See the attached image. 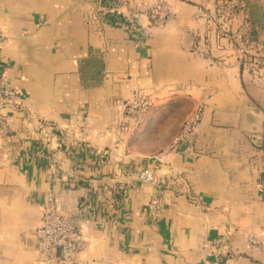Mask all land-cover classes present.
Masks as SVG:
<instances>
[{"label":"crops","instance_id":"crops-1","mask_svg":"<svg viewBox=\"0 0 264 264\" xmlns=\"http://www.w3.org/2000/svg\"><path fill=\"white\" fill-rule=\"evenodd\" d=\"M153 0H0V47L24 109L0 125V264H47L35 228L55 166L61 205L84 221L80 264H208L207 240L231 234L228 264H264V84L243 74L225 40L196 49L205 31L194 16L204 0H177L176 14L135 40L132 11ZM216 57L224 58L217 61ZM133 95L152 98L140 120ZM202 114L190 144L171 149L182 123ZM86 114L91 127L69 124ZM157 156L162 161L158 162ZM156 167L166 185L137 178ZM157 205L152 214L153 205Z\"/></svg>","mask_w":264,"mask_h":264},{"label":"built area","instance_id":"built-area-1","mask_svg":"<svg viewBox=\"0 0 264 264\" xmlns=\"http://www.w3.org/2000/svg\"><path fill=\"white\" fill-rule=\"evenodd\" d=\"M104 5L109 9L128 5V0H105ZM177 0H153L148 5L132 11V19L127 23L130 34L135 40H142L147 34V28L163 25L176 14ZM194 16L202 22L205 31L200 37L196 49L205 57L211 55V37L215 36L225 40L230 55L234 56L243 74L256 83L264 84V39L254 33L251 19L244 11L239 0H204L196 3ZM6 40L0 28V47ZM218 62L224 58H214ZM152 105V98L133 95L125 100L126 113L138 122L146 110ZM24 109L21 93L12 84L4 63H0V125L7 129L4 110L8 112ZM202 114L200 106L182 123L181 129L174 138L171 149H182L190 144L193 139ZM78 126L81 130L89 129L92 125L86 114H82L69 124H60L41 120L40 126L44 130L47 126L62 128L63 139L57 142L61 148L65 144L68 131L66 127ZM254 142L264 156V132L254 135ZM158 162L161 156L156 157ZM55 166L47 177L46 197L41 209L40 222L35 228L36 248L40 260L47 264H80L82 251L87 248L88 242L84 232V221H78L61 205V182L74 179L65 177ZM137 178L145 184L166 185L167 178L157 173L156 167L147 165L137 174ZM261 186L264 190V173L261 177ZM157 205H153L152 214L156 213ZM248 240L256 247L264 249V239L255 232L249 233ZM231 234L225 233L207 240L209 250L208 264H228L231 253Z\"/></svg>","mask_w":264,"mask_h":264},{"label":"rangeland","instance_id":"rangeland-1","mask_svg":"<svg viewBox=\"0 0 264 264\" xmlns=\"http://www.w3.org/2000/svg\"><path fill=\"white\" fill-rule=\"evenodd\" d=\"M239 1L242 3L244 11L248 13L251 19V22L254 27V33L259 38L264 39V0ZM133 124L136 125L135 121L133 122Z\"/></svg>","mask_w":264,"mask_h":264}]
</instances>
